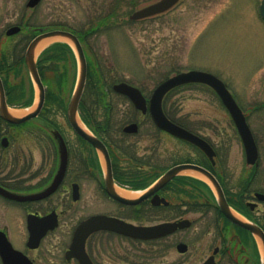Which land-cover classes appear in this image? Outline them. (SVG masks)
Wrapping results in <instances>:
<instances>
[{
	"label": "rangeland",
	"instance_id": "obj_1",
	"mask_svg": "<svg viewBox=\"0 0 264 264\" xmlns=\"http://www.w3.org/2000/svg\"><path fill=\"white\" fill-rule=\"evenodd\" d=\"M156 1L43 0L36 9L30 10L26 6L28 0H0V54H7L10 58L13 54L25 56L28 44L33 39L30 32L24 29L13 37L5 35L9 28L21 26L22 23L28 22L48 31L57 28L83 34L96 29L95 33L83 40L82 45L88 62V74L92 73L94 81L105 83V88L109 89L104 91L105 101L112 105V110L108 113L109 108L100 106L92 118L99 122L110 117L117 127L129 124L137 118L138 113L127 99L112 92L113 85L128 82L150 96L160 83L181 72L198 70L218 76L243 109L254 133L260 151V173L256 174L255 178L258 176V179L250 189L264 191V21L259 12L262 0H180L173 9L160 16L135 22L129 19L135 11ZM109 14H112L111 18L101 24L99 21ZM43 41L45 47L42 51L55 42H65L70 44L76 54V59L67 56L56 65H51L52 69L47 71L46 79H43L46 88L43 115L52 117L68 134L66 112L80 76V61L70 40L52 37ZM41 53L36 55L37 59ZM6 81L7 86L4 87L9 99L17 104L27 101L32 103L28 107H16L21 110V116L33 112L39 103L40 90L25 65L8 76ZM93 98L94 95L88 96L91 101ZM166 111L210 143L221 145L223 155H228L230 165L234 166L235 173L230 174L227 180L231 189L233 186L237 188L239 181L243 186L248 185L254 169L247 165L245 157L242 160L243 145L235 125L210 88L192 85L176 90L167 98ZM87 117L92 125L96 124L90 114ZM79 121L82 123L81 119ZM43 122L45 120L36 119L20 127L0 122V141L4 135L10 139L7 149L0 146V165L4 174L30 176L41 175V171L46 173V167L32 164L34 156L37 159L45 158L47 145L43 142L35 150L33 136L37 127H45ZM146 126L152 127L150 123ZM39 133L45 136L43 132ZM141 143L145 144L144 141ZM167 144L170 143L167 141ZM73 153L75 157L78 156L76 152ZM100 159L105 169L103 156ZM158 163L154 160V164L159 166ZM36 168H39L37 172ZM212 200L215 204L214 198ZM233 202L237 203V199ZM101 203V208H104V200ZM4 207L0 208V216L8 210L10 213L8 218H0V225L8 224L9 239L14 248L26 251L28 232L23 217L15 209ZM81 214L72 213L70 219L76 224L78 216L79 220L89 216L88 212ZM191 217L198 219L197 222L177 238L133 245L128 264L200 263L202 258L195 256V252L179 257L174 250L169 251V245L178 239L192 244L198 254L201 246L207 250L220 243V229L225 224L216 210ZM258 219L264 225V213ZM159 220L157 214H149L145 221L157 223ZM72 234L73 229L57 230L48 236L40 249L31 253L36 264H69L65 260V251L70 245ZM225 234L233 238L237 233L227 228ZM238 239L239 244L232 249V253L241 255L239 264H260L264 257L261 239L248 234ZM120 258L124 262L127 255ZM222 264L233 263L226 259Z\"/></svg>",
	"mask_w": 264,
	"mask_h": 264
},
{
	"label": "flooded vegetation",
	"instance_id": "obj_2",
	"mask_svg": "<svg viewBox=\"0 0 264 264\" xmlns=\"http://www.w3.org/2000/svg\"><path fill=\"white\" fill-rule=\"evenodd\" d=\"M184 87H179L173 92ZM141 91L145 95L143 90ZM145 97L149 98L147 95ZM135 112L138 113L136 114L137 118L135 117L129 124L136 123L138 125L136 133H126V125L124 127L114 126L110 117L105 121L97 122L93 120L92 117L95 115L93 114L91 118L96 124L92 125L90 121L88 122L90 123V126L87 128L88 133L99 139L108 151L111 162V178L116 186L140 192L136 197L139 198L163 178L168 171L176 166L186 164L195 165L203 169L217 181L228 204L238 215L257 223L262 228L264 227L258 219L261 213H264V209L262 208L264 206V197H257V194L264 196V191L250 189L251 185L258 179V176L257 179L255 178L256 174L258 172L260 173V151L258 163L253 167V175L248 181V185L243 186L239 181L238 187L235 188L233 186L231 189L228 186L229 183H227V180L230 178V174L234 175V166L230 165L229 156L226 155L225 157L223 155L222 149L220 148L221 145H215L209 142L214 153L210 157L196 145L183 141L159 129L155 125L151 114ZM43 114L44 110L39 114L37 119L45 120L43 122L45 127H37V132H34L35 134L33 136L35 150L43 142L47 145L45 158L37 159L34 156L32 164H34L33 166L38 164L46 167V173L41 171V175L38 173L35 175L31 174L30 176H21L20 174L9 176L3 173L0 165V187L23 196L41 193L52 185L60 168V151L55 133L58 132L63 138L68 153L67 168L59 186L53 193L40 200L22 202L10 200L0 195V208L4 209V206H8L10 209H15L18 215L23 217L27 232L29 216L43 218L48 215H54L58 225L54 231L46 235L41 241V245L48 236L57 230L73 229L74 232L81 222L96 215L116 218L138 227L174 223L182 220L191 222L189 228L178 229L167 237L152 241L135 240L107 230L93 233L87 239L86 252L93 264H123L124 262L128 264L133 245L163 242L175 236L177 238L180 233L189 230L197 222L198 219H193L191 217L192 215L209 214L216 210L222 223L225 224L220 229L219 244L217 243L207 248V250L201 246L197 254L192 244L177 239L172 245H169L170 249H168L171 252L172 250L177 252L179 257L186 256L189 252H195V256L202 258L198 264H204L212 256H214L216 264H222L226 259L233 264L240 263L241 255L233 254L232 249L239 244L238 238L245 233L242 232L243 229L241 227L234 224L222 213L217 199L218 192L213 180L206 177L208 180L207 183L198 177L180 172L161 186L157 192L139 204L128 205L122 203L111 197L107 192L109 170L107 166L103 169L100 159L102 156L101 153L71 127L68 114H66V122L69 129L68 134L54 122L52 117H44ZM149 123L152 127L146 126ZM39 132H43L45 136L42 137V134ZM5 137L8 139L7 146L3 147L1 143L0 146L7 149L10 145V139L6 135L2 136L1 139ZM141 141H144L145 144H142ZM167 141L170 144H167ZM73 152L77 153V158ZM243 152L244 156L242 160H244V157L246 160L244 147ZM154 160L159 162V166L154 164ZM162 162L164 163L162 164ZM38 170L39 168H36L35 172ZM150 171L154 172L148 174ZM155 197H158V202L156 203H154ZM84 198H87V200ZM212 198H214L215 204ZM235 199H237V203L233 202ZM101 200L105 202L106 206L104 208H101ZM102 209L104 211H101ZM76 212H81V215L88 212L89 216H85L80 220L78 216V222L75 224V221L70 219V215ZM9 213V210L2 213L0 218H3V220L6 217L8 218ZM149 214H157L160 217L159 222L149 223L145 221ZM227 228L234 230L237 233L235 234L236 236L228 238L225 234ZM0 230L5 232L9 237L8 224L4 226L0 225ZM232 243H235L233 247L231 246ZM180 244L186 245L185 253L179 252L178 246ZM125 246L127 247L125 248ZM40 247L34 250L26 247V251H23L34 264H36V260L31 256V253L39 250ZM124 254L127 255V258L123 262V258H120V256L123 257ZM67 262L69 264H79L76 259ZM175 264L181 263L179 261Z\"/></svg>",
	"mask_w": 264,
	"mask_h": 264
},
{
	"label": "water",
	"instance_id": "obj_3",
	"mask_svg": "<svg viewBox=\"0 0 264 264\" xmlns=\"http://www.w3.org/2000/svg\"><path fill=\"white\" fill-rule=\"evenodd\" d=\"M42 0H28L27 8L34 9L41 3ZM180 0H158L148 6H145L137 11H135L131 16V21H139L147 18H151L157 15H161L166 13L170 9H172ZM260 15L264 20V0H262L260 5ZM21 31L19 26H14L9 28L6 31V36L10 37L18 34ZM52 37H62L70 40L75 48L80 61L81 69L80 76L77 81V85L75 91L72 95V98L69 102L67 108L68 120L71 127L83 138H85L95 149H97L104 157L107 169L109 170V180H107V192L114 199L121 201L122 203L128 205H136L142 202L144 199L157 192L161 186L170 181L175 175L179 174L184 170H194L202 174L203 176L213 180V183L217 189L219 196V206L222 213L234 224L240 226L241 228L249 231L252 235L257 236L261 239L264 247V231L258 225L239 219L232 211L229 206L219 184L216 180H214L207 172L195 165H179L175 168L168 171L163 178H161L152 188L147 190V192L138 199H129L121 196L116 188L113 180L111 178V162L108 151L105 145L96 137L89 134L80 124H79V106L84 94L86 80H87V61L85 57V53L83 47L78 39V37L69 31L66 30H52L48 32H44L40 30V34L37 35L32 42L29 44L27 51L25 53V64L26 67L32 76L34 82L37 84L40 95H39V103L37 108L31 112L30 114L23 117L13 116L10 112V107L7 104L5 89L3 85V81L0 76V118L10 124H23L31 119H34L39 116L40 112L43 109L45 103V88L42 83L38 66H37V56L35 54L37 46L40 42L47 38ZM189 84H202L211 88L219 97L224 107L227 109L230 114L238 134L241 138V141L244 146L245 154H246V162L248 165H255L259 159V151L257 147V143L255 141L253 132L250 126L247 123L246 116L243 113L242 109L237 104L234 99L232 93L228 90L225 83L218 78L217 76L203 71H188L176 74L164 82L159 84L155 90L153 91L149 101L143 96L141 91L128 83L122 82L114 85L113 90L121 95L128 97L131 102L134 104L135 108L141 111L143 114H151L152 119L155 125L169 133L170 135L177 137L181 140L187 141L193 145H196L202 151H204L208 156L212 157L214 155L213 149L204 139L199 136L191 133L190 131L184 129L183 127L173 123L165 114L163 108V102L168 93L173 91L174 89L189 85ZM137 124H130L125 127L126 133H136L137 132ZM56 138L59 144L60 151V168L58 174L53 181L52 185L47 188L45 191L35 194V195H18L12 192H9L2 187H0V195L3 197L14 200V201H30V200H40L46 198L51 193H53L59 183L61 182L68 162V153L67 147L61 135L56 132ZM7 139L2 140L3 147L7 146ZM258 198H263V195L257 194ZM158 197H155L154 203L158 202ZM58 225V222L55 220L54 215H48L43 218H39L36 216L28 217V232L29 238L27 242V246L30 249L39 248L41 241L47 235L49 231H53ZM191 226V222L188 220H182L174 223L167 224H158L154 226H144L138 227L124 221H121L116 218L108 217L105 215H96L93 216L83 222H81L72 238V243L70 245L69 250L66 252V259L72 260L76 259L79 264H93L90 257L86 252V241L90 235L96 233L98 231L107 230L112 231L136 240L150 241L157 240L168 235L173 234L178 229H184ZM178 250L180 253L186 252V245L180 244L178 246ZM0 258L3 264H34L25 254L20 251H17L13 248L12 244L9 242L7 235L0 231ZM204 264H216L214 261V256L208 259ZM262 264H264V257L262 259Z\"/></svg>",
	"mask_w": 264,
	"mask_h": 264
},
{
	"label": "trees",
	"instance_id": "obj_4",
	"mask_svg": "<svg viewBox=\"0 0 264 264\" xmlns=\"http://www.w3.org/2000/svg\"><path fill=\"white\" fill-rule=\"evenodd\" d=\"M111 15L112 14L104 16L99 22H101V24L106 23V21L109 18H111ZM21 26H23L22 27L23 30L25 29L28 32H30L31 37H34L37 34L38 29H39L38 27H35L28 22H26V24L22 23ZM53 29H57V28H53ZM64 30H68V29H64ZM72 32L76 34L77 36H79L80 40L83 41L85 40V38L87 39V37L90 34L95 33L96 29H92V33L84 32L83 34V33H76L74 31ZM67 56H71V58L75 59L74 52L67 43L57 42V43L50 45L47 49H45L38 59V68H39V72H40L42 80L46 79V76H47L46 73H48L47 71H50L52 69L51 65L52 66L56 65L57 62L64 60ZM11 57L12 58H10L9 55L7 54H0V76L3 79L4 86H7L6 78L10 76L12 73L18 71L20 66L24 65L23 55L18 56L16 54H13ZM104 84L105 83H100V80H98V82L97 80L94 81L92 73L89 74L86 89H85L83 99L80 105V114L86 123L89 122L87 116H89L90 114V117H91L93 114H97L98 113L97 109H99L100 106L102 107L105 106L109 108L110 110H108V113L109 111L111 112L112 110V105L111 104L109 105V103L105 101L104 91L105 89L106 91H109V89L105 88L106 86ZM90 95H94V98L92 101L88 99V96ZM167 98L165 99V102H164V109H165L166 114H168L169 118L173 120L174 122L180 125H183L182 123L175 120L174 117L166 111ZM7 101L10 106L15 107V108L16 107H28V106H31L32 104L29 101L23 104L14 103L11 99H9L8 95H7ZM0 122H2L1 119H0ZM242 232H244L246 235L247 234L249 235V233L245 230H242Z\"/></svg>",
	"mask_w": 264,
	"mask_h": 264
},
{
	"label": "bare ground",
	"instance_id": "obj_5",
	"mask_svg": "<svg viewBox=\"0 0 264 264\" xmlns=\"http://www.w3.org/2000/svg\"><path fill=\"white\" fill-rule=\"evenodd\" d=\"M44 47H45V43H44V41L40 42L39 45L37 46V49H36L35 54L37 55V54L41 53V51L43 50ZM10 112H11V114H12L13 116H16V117H21V114H22V113H21V110H18V109H15V108H11V109H10ZM79 124H80L84 129H87V127H86L84 124H82L80 121H79ZM186 173L189 174V175H193V176H195V177H198V178H200V179H202V180H204V181H206V182L208 183V180H207L205 177H203V175H201L199 172H196V171H187ZM116 189H117V192H118L121 196L126 197V198H129V199L136 198V197L140 194V192H134V191H131V190H128V189L122 188V187H116ZM233 213H234L237 217H239V218L242 219V217L239 216L235 211H233Z\"/></svg>",
	"mask_w": 264,
	"mask_h": 264
}]
</instances>
